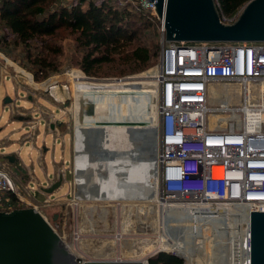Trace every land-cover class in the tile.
<instances>
[{
    "label": "built area",
    "instance_id": "obj_1",
    "mask_svg": "<svg viewBox=\"0 0 264 264\" xmlns=\"http://www.w3.org/2000/svg\"><path fill=\"white\" fill-rule=\"evenodd\" d=\"M129 2L158 20L154 3ZM236 17H222L220 21L228 24ZM159 24V64L153 78L158 92V146L152 161L157 174L158 202L154 203L168 209L207 210L208 204L233 207L226 213L236 217L243 226L242 232L236 231L229 240L219 239L218 245L215 241L212 256L220 264H242L244 259L250 264V212H264V42L168 43L162 22ZM76 153L73 149L71 192L73 201L79 202L76 197L86 184L91 158L84 149L81 154ZM65 171L61 170L58 176ZM28 191L30 194L32 189ZM12 197L21 201L17 185L0 169V203ZM141 203L144 202L134 204ZM32 208L39 212L36 206ZM162 209L159 228L164 216ZM233 210L241 212L235 214ZM217 211L214 213L221 215ZM74 236L76 243V229ZM132 244L134 247L135 243ZM169 252L154 249L145 255L146 263L159 253ZM76 259L81 262L79 257Z\"/></svg>",
    "mask_w": 264,
    "mask_h": 264
},
{
    "label": "rangeland",
    "instance_id": "obj_2",
    "mask_svg": "<svg viewBox=\"0 0 264 264\" xmlns=\"http://www.w3.org/2000/svg\"><path fill=\"white\" fill-rule=\"evenodd\" d=\"M107 1L119 9L125 7L137 13L135 14L137 17L140 13L136 5L129 0ZM156 23L153 21L150 29L141 28L132 44L134 47L141 46L155 52V58L150 65L144 70L135 72H125L128 71L127 68L124 72L121 71L124 67L122 62L128 61V56H124L113 64L103 65L95 74L86 75L79 66L84 50L77 47L75 35L64 29L59 30L49 40L53 49L58 51L56 54L36 48L29 55L23 52L22 45L14 42L13 37H10L6 44L0 42V155L17 152V157L30 175L27 179L22 174L16 175L12 171V166L2 161L0 156V169L11 176L21 194V201L16 197L10 198V201H2L0 210L9 212L36 206L56 234L63 238L66 247L69 246L72 253L80 258L81 264L89 261L130 260L131 250L134 251L137 260L145 258L148 253L146 248L149 247L147 245L155 240L159 231L158 219L161 211L157 206L158 203H154L156 199L141 203L140 206L134 204L135 202L124 201L119 204L113 201H73L71 167L74 127L75 119L80 113V108L78 110L76 106L83 108L84 106L81 97L76 98L72 91L71 74L79 73L87 80L106 83L138 77L153 69L152 79H144L140 89L156 91L155 107L152 111L154 129L157 125L158 92L153 78L159 64L160 53V26L158 27ZM37 52H41L43 57L51 61L48 75L39 79L35 77L32 64L35 57L33 55ZM16 68L22 70V74L28 78L20 76ZM49 84L59 88L57 93L58 97L61 95L59 99L51 96L48 90ZM65 87L68 88L66 91L63 90ZM6 98H9L11 103L5 104ZM97 114L98 112L94 111L92 115ZM87 115L91 116L89 119L93 121L94 118L89 114L88 107ZM17 117L26 120L19 121ZM52 123H64V125L51 130ZM143 127L144 125L140 128ZM29 134H32V140L29 139ZM155 136L157 149L156 130ZM122 138L119 147L121 153L127 150L130 142L127 136ZM33 142L35 143L31 145ZM43 149L46 151L44 152ZM65 169L61 185L51 194H44L41 190L47 188L51 182L58 181V174ZM102 175L106 173L103 172ZM28 189H32L33 193L29 194ZM190 224L189 227L195 225ZM75 229L79 235L76 243ZM216 229V232L210 230L209 239L213 238L211 242L214 239L219 241L223 235L220 228V230ZM132 243H135L134 247ZM126 244L130 245L131 249H128ZM207 252L208 255L202 250L195 252L193 264H209V262L220 264L212 256L214 253L212 247ZM183 261L186 264L184 258Z\"/></svg>",
    "mask_w": 264,
    "mask_h": 264
},
{
    "label": "bare ground",
    "instance_id": "obj_3",
    "mask_svg": "<svg viewBox=\"0 0 264 264\" xmlns=\"http://www.w3.org/2000/svg\"><path fill=\"white\" fill-rule=\"evenodd\" d=\"M16 70L20 76L28 78L22 74V70L18 68ZM152 73L153 69L138 77L106 83L99 80H87L79 73L71 74L72 91L76 98L81 97L84 106V108L76 106L78 110L80 108V113L75 119L73 146L76 154H81L84 149L85 154L87 153L91 158L90 169L86 174V184L81 188L82 193L77 195V200L151 202L156 199L157 201V174L152 162L157 151L155 128H152L156 91L140 89L144 79H152ZM58 89L56 85H48L51 96L59 99L61 95L57 96ZM66 89L68 88L65 87L63 90L66 91ZM87 107L89 111L92 109L93 112H98L97 115H92L93 121L89 119L91 116L87 115ZM112 121H133L144 124L141 130L134 131L135 137L129 142L127 150L122 151L123 153L119 152L120 141L128 134L123 126L107 124ZM103 172L106 175H102ZM159 205L163 208L164 214L158 231L159 236L156 237L157 240L147 245L149 247L146 251L149 253L154 249L163 248L182 256L186 264H193L195 252L198 250L209 254L207 251L216 241L211 242L213 238L209 239L210 230L216 232V228H220L223 234L221 239L225 237L229 240L236 231L241 233L243 229L236 217L226 213L233 207L225 208L223 205L224 208H217L208 204V209L205 210L203 207L168 209L166 205L158 203ZM216 211L221 215L215 214ZM238 211L241 212L233 210L232 213L237 214ZM186 221L195 225L189 227L191 224ZM52 232L56 233L53 229ZM215 244L218 245L219 241ZM126 246L131 249L130 245L126 244ZM67 247V252L75 261L76 255L72 253L69 246ZM131 254V257L128 256L130 260L117 259L107 262L112 264L146 263L145 258L137 260L132 250ZM242 264H247V260L244 259Z\"/></svg>",
    "mask_w": 264,
    "mask_h": 264
},
{
    "label": "water",
    "instance_id": "obj_4",
    "mask_svg": "<svg viewBox=\"0 0 264 264\" xmlns=\"http://www.w3.org/2000/svg\"><path fill=\"white\" fill-rule=\"evenodd\" d=\"M148 1L154 3L156 16L162 22L165 42H264V0H250L236 19L228 24L220 21L215 0ZM4 103L9 104L11 100L6 98ZM89 114H93L92 109ZM18 120L26 119L20 117ZM107 124L123 126L129 141H133L134 131L144 125L133 121ZM62 125L64 123H52L50 129L55 130ZM1 160L9 163L16 175L22 174L25 179L30 176L15 154L5 155ZM62 180L59 176L58 181L41 191L51 194ZM51 228L34 208L0 211V264H81L77 262L79 259L74 261ZM82 264L112 263L89 261ZM250 264H264V212H250Z\"/></svg>",
    "mask_w": 264,
    "mask_h": 264
},
{
    "label": "trees",
    "instance_id": "obj_5",
    "mask_svg": "<svg viewBox=\"0 0 264 264\" xmlns=\"http://www.w3.org/2000/svg\"><path fill=\"white\" fill-rule=\"evenodd\" d=\"M249 1L215 0V4L220 18L233 19ZM139 12L137 17V13L125 7L119 9L107 0H0V42L6 44L13 37L29 55L36 48L56 54L58 51L49 40L64 29L75 35L77 47L84 50L79 66L86 75L95 74L103 65L113 64L124 56H128V61L122 62V72L125 68L128 69L125 72L141 71L150 65L155 52L132 44L141 28L150 29L153 21L158 27L160 24L152 15ZM33 56L36 79L46 77L51 61L41 52ZM148 264H184V261L175 255L159 253Z\"/></svg>",
    "mask_w": 264,
    "mask_h": 264
},
{
    "label": "crops",
    "instance_id": "obj_6",
    "mask_svg": "<svg viewBox=\"0 0 264 264\" xmlns=\"http://www.w3.org/2000/svg\"><path fill=\"white\" fill-rule=\"evenodd\" d=\"M6 63H8L7 60H6ZM17 118H18V117H17ZM19 118H20V117H19ZM31 135H32V134H31ZM26 137H27V136H25V138H26ZM30 137H31L30 139L32 140L33 137H32V136H30ZM34 143H35V142L31 143V145L34 144ZM16 153H17V152H15V153H13V154L16 155ZM6 155H11V154H6ZM0 156H1V155H0ZM4 156H5V155H4ZM16 156H17V155H16ZM1 157H3V156H1ZM17 158H18V157H17Z\"/></svg>",
    "mask_w": 264,
    "mask_h": 264
},
{
    "label": "flooded vegetation",
    "instance_id": "obj_7",
    "mask_svg": "<svg viewBox=\"0 0 264 264\" xmlns=\"http://www.w3.org/2000/svg\"><path fill=\"white\" fill-rule=\"evenodd\" d=\"M139 130H141V128H139ZM139 136V135H138Z\"/></svg>",
    "mask_w": 264,
    "mask_h": 264
}]
</instances>
